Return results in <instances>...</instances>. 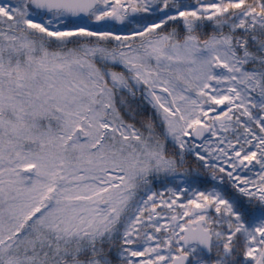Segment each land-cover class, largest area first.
I'll list each match as a JSON object with an SVG mask.
<instances>
[{
	"label": "snow or ice",
	"instance_id": "snow-or-ice-1",
	"mask_svg": "<svg viewBox=\"0 0 264 264\" xmlns=\"http://www.w3.org/2000/svg\"><path fill=\"white\" fill-rule=\"evenodd\" d=\"M0 264H264V0H0Z\"/></svg>",
	"mask_w": 264,
	"mask_h": 264
}]
</instances>
